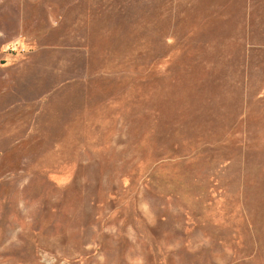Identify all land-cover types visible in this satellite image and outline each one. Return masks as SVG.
Returning <instances> with one entry per match:
<instances>
[{
	"label": "rangeland",
	"instance_id": "rangeland-1",
	"mask_svg": "<svg viewBox=\"0 0 264 264\" xmlns=\"http://www.w3.org/2000/svg\"><path fill=\"white\" fill-rule=\"evenodd\" d=\"M0 264H264V0H0Z\"/></svg>",
	"mask_w": 264,
	"mask_h": 264
}]
</instances>
